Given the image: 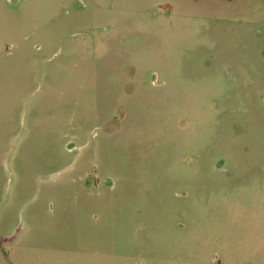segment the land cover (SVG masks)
Listing matches in <instances>:
<instances>
[{
  "label": "rangeland",
  "instance_id": "374dc122",
  "mask_svg": "<svg viewBox=\"0 0 264 264\" xmlns=\"http://www.w3.org/2000/svg\"><path fill=\"white\" fill-rule=\"evenodd\" d=\"M21 222L10 264H264V0H0Z\"/></svg>",
  "mask_w": 264,
  "mask_h": 264
},
{
  "label": "crops",
  "instance_id": "0c3cea01",
  "mask_svg": "<svg viewBox=\"0 0 264 264\" xmlns=\"http://www.w3.org/2000/svg\"><path fill=\"white\" fill-rule=\"evenodd\" d=\"M23 228V223L19 226H15L14 229L10 230H3L0 232V262L3 264H10L11 255L6 251L9 247L12 246V243L16 240L19 231ZM8 253V254H7Z\"/></svg>",
  "mask_w": 264,
  "mask_h": 264
}]
</instances>
